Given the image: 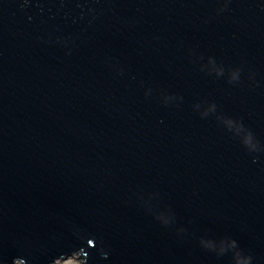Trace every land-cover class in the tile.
Instances as JSON below:
<instances>
[{
    "label": "water",
    "instance_id": "water-1",
    "mask_svg": "<svg viewBox=\"0 0 264 264\" xmlns=\"http://www.w3.org/2000/svg\"><path fill=\"white\" fill-rule=\"evenodd\" d=\"M264 264V0H0V264Z\"/></svg>",
    "mask_w": 264,
    "mask_h": 264
},
{
    "label": "rangeland",
    "instance_id": "rangeland-1",
    "mask_svg": "<svg viewBox=\"0 0 264 264\" xmlns=\"http://www.w3.org/2000/svg\"><path fill=\"white\" fill-rule=\"evenodd\" d=\"M82 255L79 252L72 253V255L67 256L61 260H57L54 262V264H82ZM59 262V263H58ZM14 264H19L18 261H16Z\"/></svg>",
    "mask_w": 264,
    "mask_h": 264
},
{
    "label": "bare ground",
    "instance_id": "bare-ground-1",
    "mask_svg": "<svg viewBox=\"0 0 264 264\" xmlns=\"http://www.w3.org/2000/svg\"><path fill=\"white\" fill-rule=\"evenodd\" d=\"M59 263V262H58ZM52 264H54V263H52ZM56 264H57V262H56Z\"/></svg>",
    "mask_w": 264,
    "mask_h": 264
}]
</instances>
